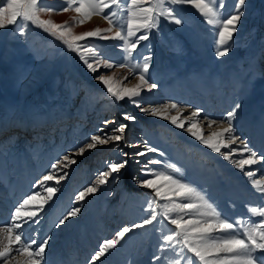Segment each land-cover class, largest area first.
Wrapping results in <instances>:
<instances>
[{"label":"rangeland","instance_id":"rangeland-1","mask_svg":"<svg viewBox=\"0 0 264 264\" xmlns=\"http://www.w3.org/2000/svg\"><path fill=\"white\" fill-rule=\"evenodd\" d=\"M235 2L236 0H225L226 7L223 9L225 17L233 12ZM66 3L67 0H41L43 7L52 9H61ZM172 7L178 9L184 23L177 25L161 17L158 28L152 29L149 40L140 42L137 53L133 54L130 61L132 64L142 63L141 56L151 55L148 75L151 81L158 85L151 92L142 91L141 97L136 99H142V106L174 102L181 107L186 105L192 110H204L209 107L215 112H223L225 116L239 103L241 107L236 110L233 126L251 148L257 146L255 142L250 141H254L256 134L264 127L257 125L259 88L248 70L247 59L250 52L256 50L261 56L258 67L264 64V0H246V9L237 25L238 32L233 34L234 42H230L231 48L225 57L216 55L217 26L208 24L190 4ZM113 9L117 11V17L114 19L126 30L128 18L126 9H116L115 6ZM113 9H105V14ZM41 18L51 19L57 24H67L72 28L85 24H92L95 29L109 27L108 21L101 15H94L84 24H78L76 20L80 17L73 11H53L43 14ZM94 19L100 21L92 23ZM115 30L114 28L112 33L102 35H114ZM21 31L24 35L20 34ZM82 43H90L114 65L125 62L127 57V53L120 47L123 42L119 39L105 41L89 38ZM100 71L113 76L116 88L134 87L139 83L137 76L128 68L114 66L112 69L101 68ZM262 73L264 74V71ZM99 74L98 72L95 75ZM261 83L260 87L263 89L264 80ZM19 93L23 94L21 98ZM37 109L45 114L44 117L47 119L43 121L46 123L55 119L60 120L62 117L67 120L61 123L63 125H58V129L49 136L46 137L48 135L46 133L39 140L34 141L31 135H27V138L26 135L18 137L17 134L21 132L19 130L40 120L34 111ZM134 109L139 111L127 99L115 101L105 86L86 68L77 53L67 50L61 41L43 29L30 24H25L22 28L7 25L0 29V163L3 162L0 171L7 173L6 180H10L13 177L11 175H15V178L17 171L20 174L16 177V183L26 179L22 182L26 185H20L17 191L19 193L17 201L9 197L10 194L13 196L16 194L13 189L9 190L4 198L3 189L0 188V205H7L10 210L9 219L5 224L10 221L14 208L29 194L40 191L44 198L47 197L42 188L29 187L30 183L33 186L43 175L50 173L53 163L62 160L65 154H70L73 149L84 144L98 129L110 131L121 123L128 124L124 135L129 143L140 141L143 144V141L147 140L150 145L165 153L164 156L148 153L146 157H140V160L162 161L161 164L151 167L176 176L195 187L220 213L221 219L246 224L264 221V217L252 211L253 208L261 209L257 205L264 206V199L250 190L248 195L242 196L243 189L240 184L223 172L220 164L210 156L208 148L172 125L170 121L164 119L160 121L161 118L157 117L155 121L138 112H135L136 123L122 119L121 113L130 112L134 115ZM77 114L80 121L75 124V120L72 122V119ZM113 119L115 124L111 123L110 126L109 123L105 127L103 122ZM9 135L16 137L8 142H2ZM126 148L129 150L130 147ZM126 148L117 149L113 143L101 154L86 155L78 164L60 171L59 175L64 173L67 175L59 185H55V181L50 185L46 183L48 186L58 188L37 217L42 222L36 236L38 241L53 232L45 249L47 264H52L51 259L54 257L62 258L60 251L56 256H52L62 244L67 245L65 249L71 244L76 247L74 257H69L71 264H89L90 257L98 249L87 244L92 243L94 246L96 244L99 248L105 240L115 238V234L123 227L139 223L151 214L148 203L154 198V190L131 187L136 185L132 177L140 172V165L134 164L133 158H129L128 166L119 173L118 183L109 178L108 183L99 185L94 194L87 195L83 201L76 199L81 191L96 183L98 174L107 170L108 162L124 159L121 150L125 152ZM51 158L53 161L48 164ZM169 163L175 164L181 171L172 172L167 168ZM22 169L29 170L31 174L25 175L26 172ZM235 173L238 175V170ZM9 182L14 184L12 180ZM40 199L38 197V202ZM155 199L158 202L157 220L152 225L136 228L127 233L117 247L111 249L97 264H154L153 256L157 254H162L166 258L155 264H175L176 260H179L180 264H200L198 258L194 254L191 255L187 249L180 252L179 256L174 255V252L180 251L181 244H177L173 251L158 253L162 236L175 229V225H172L167 217L184 216V212L179 209L169 212L168 208L174 206L171 201ZM173 201L188 202L179 197H173ZM76 207L81 209L77 217H73L76 224L73 225L69 219L65 222L66 225L57 226L58 220ZM184 211L189 212V216H184L185 219L192 218L195 221L199 218L195 210ZM244 212L250 216H244ZM241 213L242 220L239 216ZM89 219L88 224L86 220ZM205 219L214 220L211 216ZM84 226L85 233L91 229V239L86 238L85 249L83 243L80 245L76 243V239L84 233L81 231ZM25 230H29L27 226ZM77 230L79 233L76 234ZM68 235L73 237L70 238ZM86 235L88 237V233ZM93 237L98 238L97 243ZM102 237L104 240L100 239ZM70 247L67 251L71 249ZM148 249H151L147 254L150 256L149 262L147 258L140 260L145 255L144 251ZM259 253L261 252L255 254Z\"/></svg>","mask_w":264,"mask_h":264},{"label":"snow or ice","instance_id":"snow-or-ice-1","mask_svg":"<svg viewBox=\"0 0 264 264\" xmlns=\"http://www.w3.org/2000/svg\"><path fill=\"white\" fill-rule=\"evenodd\" d=\"M183 4L192 5L206 19L208 24L218 27L216 55L225 57L231 48L230 42H234L233 34L237 31V24L246 9V0H236L233 12L226 17L223 15V9L226 7L225 0H67L66 6L61 9L43 7L41 0H0V29L7 25H17L22 28L25 24L43 29L44 32L61 41L67 50L77 53L86 68L94 74L96 80L105 86L115 101L127 99L141 113L170 121L172 125L183 129L201 145L221 155L225 161L231 162L241 171H244L246 165L251 168L252 165L261 164L264 162V152L252 149L247 142L235 135L232 122L236 117V110L241 107L239 103L235 104L234 109L228 111L226 116L219 121L205 117V119H209V127L218 124L220 128L219 131L205 137L199 126L200 120L197 119L200 117L202 109L193 110L186 120H182L176 115H170L173 110L182 111L177 103H165L162 106H142V99H136L141 97L142 91L151 92L158 85L152 82L148 75L152 56L143 55L140 57L142 63L132 64L130 61L133 54L137 53L141 41L149 40L150 32L152 29L158 28L161 17L177 25L184 23L178 9L172 7ZM113 6L116 9H126L128 13L126 30L123 26L118 25L114 19L117 17V11L113 9ZM105 9L113 10L105 14ZM53 11H73L80 17L76 23L81 25L86 20H90L92 16L101 15L108 21L109 27L73 34L70 25L57 24L51 19L41 18L43 14ZM114 28L116 29L114 35H102V33H112ZM20 34L24 35V32L21 31ZM89 38L105 41L119 39L123 42L120 47L127 53L125 62L114 65L90 43H82L88 41ZM114 66L128 68L137 76L139 83L131 88L114 87L113 76L100 71L101 68L112 69ZM98 72L100 74L95 75ZM121 117L130 123L137 122V116L130 112L121 113ZM186 122L187 127H185ZM103 123L106 127L109 123L115 124V120H105ZM127 128V123H121L110 131L98 129L97 132L87 138L84 144L73 149L71 154H65L62 160L51 165L50 173L43 175L33 185L34 188H42L43 192L47 193V197L44 198L40 191L29 194L14 208L10 221L0 225V234H2L0 235V264H13L14 261L15 264H21L18 257H26L23 264H47L45 249L48 247L51 237L46 236L38 241L36 239L37 232L31 230L33 224L40 223L37 217L43 210L44 204L51 200L58 191L56 186H48L46 182L54 180L55 185H59L60 181L65 179L67 175V173L59 175V172L77 163L74 156H83L86 151L95 150L98 146H104L110 142H117L116 148L119 149L118 142L120 141H124L126 147L141 148V150L132 153L121 150L124 159L108 162L107 170L98 174L96 183L81 191L76 199L83 201L88 194H94L99 185L107 184L109 178L118 183L120 180L119 173L128 166L129 158H133V162L140 165L139 174L132 177L133 182L138 187L154 190V198L148 203L151 214L139 223L123 227L115 234V238L105 240L90 257L89 264H97L98 261H101V258L105 257L111 249L117 247L127 233L136 228L152 225L158 216L156 212L158 202L155 198L171 201L174 206L168 208L169 212L179 209L184 212V216H189V212L184 210H195L199 217L194 221L192 218L185 219L184 216H168L169 222L175 225V229L162 236V243L157 249L158 253L173 251L177 244H181L180 251L174 252V255L179 256L180 252L187 249L189 253L198 258L200 264H264V256L255 254L257 252L264 253V221L246 224L240 221L233 223L227 219H221L220 213L195 187L176 176L151 167L161 164L162 161L138 159L139 157H146L148 153H157L159 156H164L165 153L150 145L147 140L143 141L142 146L129 143L124 135ZM237 141H240L243 147L231 148L230 146L236 144ZM225 148H230V151L222 152V149ZM238 152L242 158L233 160L232 157ZM245 153H247L246 157L244 156ZM167 168L171 169L172 172L181 171L173 163L167 164ZM256 171L258 169L249 170L244 174L253 177ZM252 183L261 192H264V186H261L259 180H253ZM162 189H166V191H162ZM38 197L41 198L39 202ZM173 197H179L188 202H175ZM80 211L79 207L73 208L58 220L57 226L65 224L70 217L77 216ZM252 211L264 217V208H253ZM209 216L213 217L214 220L205 219ZM25 226L31 231H26ZM214 230L230 234L223 238H217L211 235ZM165 258L164 255L157 254L153 256V262L154 264L157 261L162 262ZM175 264H180V261L176 260Z\"/></svg>","mask_w":264,"mask_h":264},{"label":"bare ground","instance_id":"bare-ground-1","mask_svg":"<svg viewBox=\"0 0 264 264\" xmlns=\"http://www.w3.org/2000/svg\"><path fill=\"white\" fill-rule=\"evenodd\" d=\"M69 17V16H68ZM98 21H100V20H97V19H94L93 20V22L92 23H96V22H98ZM237 25H239V24H237ZM100 27V26H99ZM102 28V27H101ZM92 30H95V28H94V26L91 24H85L84 26H82V27H75V26H73V28H72V31H73V34H80V33H83V32H87V31H92ZM238 32V31H237ZM260 55H258V52L256 51V50H253L252 52H250V54L248 55V70H249V72L251 73V75H252V77H253V79L256 81V83L258 84V88H259V96H258V114H257V125L259 126V127H264V88L262 89V87H260L261 85H262V80H264V74L262 73L263 71H264V64L263 65H261L260 66V68L258 67V60L260 59ZM126 74H124V76H125ZM126 77V76H125ZM29 83H26V85H28ZM133 85V84H132ZM117 87V86H116ZM132 86H130V87H128V88H131ZM22 95L23 94H21V93H19V97L21 98L22 97ZM156 96V95H155ZM158 101V100H157ZM160 101V100H159ZM159 103V102H158ZM158 106H162V105H158ZM181 109H182V111L181 112H176V111H171L170 112V115H176V116H178L180 119H182V120H186V118H188L189 116H190V113L193 111V110H195V109H189V107H187L186 105L185 106H179ZM35 112H36V115L37 116H39V118H40V120H38V121H36L34 124H32V125H30V126H28V125H26L27 126V128H26V126L25 127H23L22 128V130H19V131H21L22 133H19V134H17L18 135V137H20V136H24V135H26V138H27V135H31L30 137L34 140V141H36V140H39L40 139V137H42L43 138V135H45L46 133L48 134V135H46V137L47 136H49V134L50 133H52L54 130H57L58 129V125H60L62 122H64L65 120H67V119H63V117H62V119H55V120H53V122L51 121L50 123H46V122H44L43 121V119H47V118H45L44 117V113H43V111L42 110H40V109H37V110H34ZM135 112H138V113H141L140 111H136V109H134L133 110V113H134V115H136L135 114ZM79 114H77V116L76 117H74L73 119H72V122H74V120H75V124H76V122L77 121H80V117L78 116ZM143 116H145V117H147V118H151L152 120H155V117H152V116H150V115H146V114H143ZM205 117H208V118H210V119H215V120H217V121H219V120H221L223 117H225V115H224V113L223 112H215V110H211L209 107H206L202 112H201V115H200V117L199 118H197V119H199L200 120V128H201V131H202V134L205 136V137H207V136H209L211 133H213V132H216V131H219L220 130V128H219V126H218V124H213L211 127H209L208 126V124H209V119H205ZM256 118H254L253 119V121H254V123H255V119ZM59 120V121H58ZM163 119H160V121H162ZM156 121V120H155ZM61 125H63V124H61ZM60 125V126H61ZM112 124L110 123V126H111ZM185 127H187V122H186V124H185ZM178 129H180V128H178ZM235 129V135H237V136H239L240 138H241V140H243V141H245V142H247L246 141V139H244V138H242L239 134H238V131H237V129L236 128H234ZM180 130H182V131H184L183 129H180ZM106 131H108V130H106ZM186 134H188L189 136H190V134L189 133H187L186 131H184ZM25 133V134H24ZM0 136H1V134H0ZM9 137H11V138H9ZM14 137H16V135H9V136H7L6 138H4L3 140H2V142L3 141H5V142H8V141H10L11 139H13ZM45 137V136H44ZM250 142H255V144L257 145V146H253V148L252 149H254V150H257L258 152H264V129H262V130H260L257 134H256V136H255V139H254V141H250ZM1 143V142H0ZM113 143H117V142H110L109 144H107V145H104V146H98L95 150H90V151H86L85 152V154L83 155V156H74V158L77 160V163L76 164H78V162H79V160L81 159V158H84L86 155H88V156H90V155H94L95 153H98V154H101L102 152H104V150L106 151V149H108V147L111 145V144H113ZM119 143V145H120V149H124V148H126V146H125V143H124V141H120V142H118ZM136 144H140L141 146H142V143L140 142V141H136L135 142ZM1 146V145H0ZM231 148H237V147H239V148H242L243 147V144H241L240 143V141H237V143L236 144H232L231 146H230ZM38 149V147L36 148V150ZM132 149H135V151H131ZM141 150V148H129V150H128V148H126L125 149V152H136V151H140ZM35 151V150H34ZM33 151V152H34ZM230 151V148H225V149H222V152H229ZM6 152H7V150H5V154H6ZM72 153V151L70 152V154ZM209 154H210V156L215 160V161H217L219 164H220V166H221V169L223 170V172L224 173H226L227 174V176L229 177V178H232V180H236L239 184H240V186L242 187V189H243V195L242 196H245V195H248V193H249V190L250 191H252V192H254L255 194H257V195H259L261 198H263L264 199V192H261L260 191V189H258L257 187H255L254 185H253V183H252V181L253 180H259L260 181V183H261V186H264V162H262L261 164H257V165H252L251 166V168L249 167V166H245V168H244V171H241L239 168H236L235 167V165L234 164H232L231 162H229V161H225L224 159H223V157L221 156V155H219V154H217V153H214V152H212L210 149H209ZM3 156H4V154H2V159H3ZM244 156L246 157L247 156V153H245L244 154ZM140 158V157H139ZM138 158V159H139ZM240 158H242L241 156H240V154H239V152L236 154V155H234L233 157H232V159L233 160H236V159H240ZM53 161V158H51V159H49L48 160V164L49 163H51ZM214 162V161H213ZM3 164V162H1L0 163V168H2L1 167V165ZM134 164H136V163H134ZM134 164H132V165H134ZM138 165V164H137ZM220 168V167H219ZM253 169H258V171H256L255 172V175L253 176V177H248V176H246L244 173L245 172H247V171H249V170H253ZM22 170H24L25 171V169H22ZM236 170H238V175L235 173V171ZM2 171V170H1ZM0 171V176H1V180H0V188H2L3 189V192H2V195H3V197L4 198H6V194L8 195V191L9 190H11V189H13L14 191H15V193H17V191H18V189L20 188V185H26V184H24V183H22V182H25L26 181V179L24 178V179H22V180H20L18 183H16V177H19L18 176V174H20L18 171H17V174H16V177L14 178V176L15 175H11V176H13V177H11V179L10 180H6V178H5V176H6V174L7 173H4V172H1ZM26 173H25V175H30L31 174V172L29 171V170H26L25 171ZM14 178V179H13ZM234 178V179H233ZM14 181V184H12L11 182H9V181ZM54 181V180H53ZM32 182V181H31ZM47 184H49L50 185V183H52V181H48V182H46ZM206 184H208V183H206ZM230 184V183H229ZM5 186H6V188H5ZM130 186V185H129ZM229 186V185H228ZM29 187H33L32 186V183H30V185H29ZM132 188H134V189H145V188H142V187H138L137 185H134V186H131ZM208 187V186H207ZM215 188V187H214ZM235 189V188H234ZM237 189H239V188H237ZM241 189V190H242ZM213 190V189H212ZM238 191V190H237ZM222 192V191H221ZM88 195H90V194H88ZM218 197V196H217ZM215 198V197H214ZM9 214H10V210H9V208L7 207V205H5V206H2V205H0V225H4L5 224V221L8 219V216H9ZM75 217H77V216H75ZM69 219H71V223L73 224V225H75L76 223L74 222V218L73 217H70ZM68 219V220H69ZM8 221V220H7ZM8 223V222H7ZM41 221H40V223L39 224H34V226L32 227V229L31 230H35L37 233H38V228L40 227V225H41ZM48 225V224H47ZM49 225H50V223H49ZM53 225V224H52ZM66 225V224H65ZM71 225V224H70ZM63 226V225H62ZM68 227V226H67ZM67 227H65V228H67ZM84 229H85V226L82 228V230L81 231H83L84 232ZM30 229L28 230V231H31ZM49 230V229H48ZM42 232V231H41ZM75 233L77 234V233H79L78 232V230L77 231H75ZM85 233V232H84ZM113 233V232H112ZM112 233L110 234V235H112ZM227 232H220V231H218V230H214L212 233H211V235L213 236V237H217V238H223V237H225V236H227V235H229V234H226ZM41 234H43V233H41ZM0 235H2V234H0ZM68 236H70V238H72L73 237V235H68ZM79 236H77V238H78ZM86 238H88V237H86ZM94 238V237H93ZM42 239V238H41ZM101 240H104L103 239V237L102 238H100ZM53 240V239H52ZM94 241H95V243H97V241H98V238H94ZM5 243H6V241H4ZM83 242V241H82ZM72 245V244H71ZM70 245V246H71ZM87 245H89V246H91V247H94V249H98L97 248V245L95 244V246L92 244V243H90V244H87ZM65 246H67L66 244H62V245H60L55 251L56 252H54L55 254H53L52 256H56V253L58 252V251H60L59 253H60V257H64V264H71L70 263V260H69V257H71V258H73L74 257V255L73 254H75V245L73 244V246H68L66 249H68L69 247L71 248L70 250H69V252L68 253H65V254H63V252H65ZM51 249V248H50ZM53 251V250H52ZM88 254V253H87ZM59 255V254H58ZM57 255V256H58ZM51 256V255H50ZM88 257H89V255H88ZM86 258H87V256H86ZM18 259L21 261V264H23V261L26 259V257H18ZM60 260L62 261V259L61 258H53V259H51V263L52 264H59V262H60ZM73 260V259H72ZM78 260V259H77ZM84 261V260H83ZM75 262V261H74ZM81 262V261H80ZM84 263H85V261H84ZM13 264H15V261L13 262ZM73 264V263H72Z\"/></svg>","mask_w":264,"mask_h":264}]
</instances>
